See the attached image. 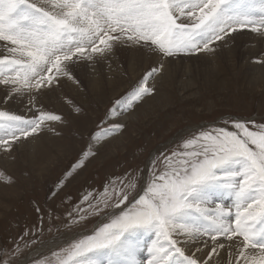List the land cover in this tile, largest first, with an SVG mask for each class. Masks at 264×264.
<instances>
[{
	"label": "snow or ice",
	"instance_id": "obj_1",
	"mask_svg": "<svg viewBox=\"0 0 264 264\" xmlns=\"http://www.w3.org/2000/svg\"><path fill=\"white\" fill-rule=\"evenodd\" d=\"M246 30L264 42V0H0L3 103L28 97L22 114L0 108V150L55 132L51 122L62 117L38 98L65 78L78 84L72 70L80 62L122 45L170 58L214 54ZM254 62L264 66V53ZM162 69L161 62L147 71L108 116L153 95L149 81ZM124 127L111 124L94 139ZM92 155L83 151L66 177ZM81 204L68 213L72 224L88 215L101 223L33 264H264V123L225 121L189 135L154 157L146 177H114ZM145 235L152 238L137 239ZM21 252L19 244L5 250L0 264H21Z\"/></svg>",
	"mask_w": 264,
	"mask_h": 264
},
{
	"label": "rangeland",
	"instance_id": "obj_2",
	"mask_svg": "<svg viewBox=\"0 0 264 264\" xmlns=\"http://www.w3.org/2000/svg\"><path fill=\"white\" fill-rule=\"evenodd\" d=\"M235 40L214 54L175 58L155 56L146 49L156 58L145 63L143 58L132 63L128 51L116 46L112 56L78 63L72 70L78 84L65 78L39 97L44 110L60 115L62 120L51 122L55 132L45 130L36 137L47 139L44 145L50 140V148L45 145L34 153L27 141L10 154L0 150V172L11 178L0 180V253L19 244L21 264L49 258L52 251L90 233L104 219L88 215L78 224L70 222L68 213L75 216L78 207H86L81 204L83 195H95L114 177L127 172L146 177L154 157L170 153L199 131L223 126L225 121L264 123V66L254 62L264 53V42L247 30ZM124 46L134 53L141 51ZM164 61L168 73L162 69L156 75L161 79L149 81L156 92L132 110L110 118L108 113L115 102ZM4 92L0 86V108L22 114L28 97L4 104ZM132 113L133 118L121 121ZM114 123L125 127L94 139ZM90 147L94 155L66 177V171ZM46 150L50 152L49 169L40 172L39 159ZM151 238L137 237L142 243Z\"/></svg>",
	"mask_w": 264,
	"mask_h": 264
},
{
	"label": "bare ground",
	"instance_id": "obj_3",
	"mask_svg": "<svg viewBox=\"0 0 264 264\" xmlns=\"http://www.w3.org/2000/svg\"><path fill=\"white\" fill-rule=\"evenodd\" d=\"M238 38V37H237ZM236 41V40H235ZM235 41H233V42H235ZM246 41V40H245ZM236 43V42H235ZM238 43V42H237ZM250 43V42H249ZM236 45V44H235ZM254 46V45H253ZM118 47H120V49L122 50V52L124 51L125 52V50H127L128 51V56L130 57V61L133 63V61L134 60H140L141 61V59L144 61V63H145V61L146 62H149V61H151V60H154L156 57H154L153 55H151V57L153 58L154 57V59H149V58H151L150 56H149V54H150V52L148 53V52H145V50L146 49H143V48H140V47H137V46H134V47H136V48H138V49H141V51L139 52V53H134V52H132L131 50H130V48H127V47H125L124 45H122V46H117L116 48H118ZM119 49V50H120ZM138 49H136V50H138ZM251 49H253V48H251ZM150 51V50H149ZM251 51V50H250ZM253 51V50H252ZM254 51H255V49H254ZM132 52V53H131ZM112 54H113V50L108 54V57L111 55L112 56ZM125 54V53H124ZM155 56H157L155 53H153ZM114 55V54H113ZM158 58V57H157ZM114 59V58H113ZM159 59V58H158ZM166 59V58H165ZM159 60H161V59H159ZM158 60V61H159ZM109 61V60H108ZM165 62V61H164ZM163 62V63H164ZM164 65V64H163ZM130 66H131V64H130ZM167 62H165V66L163 67V72L165 71L166 73H168V69H167ZM259 71V70H258ZM261 71V70H260ZM263 71V70H262ZM264 72V71H263ZM162 77H156L155 79H154V81H152L153 83H156V81H158V79H161ZM261 80H263V79H261ZM151 82V83H152ZM98 84V83H97ZM159 92V91H158ZM45 93H47V92H45ZM21 98L22 97H18V98H16V102H19V101H21ZM22 99H24V98H22ZM149 99V98H148ZM147 99V100H148ZM24 105V104H23ZM134 117V114L132 113V114H130V115H127V116H125L124 118H121V121H127V119L128 120H130L131 118H133ZM47 139H45V140H38V139H30V140H28V143H29V146L31 147V148H33L34 147V153L39 149V148H41V147H43V146H45V145H47V147L48 148H50L51 146H49L50 145V140L47 142V143H45V145H44V141H46ZM72 148V147H71ZM48 153H50L48 150H46V154L45 153H43L42 155H41V158L39 159L40 160V163H38V167H39V169H40V172L42 171H46L47 169H49V164H47L49 161H50V159H48V156H49V154ZM69 153H70V151H69ZM35 164V162L33 163V164H31V165H34ZM20 180H22V178H20ZM27 182V181H26ZM9 197H11V196H9ZM222 255H224V257H225V260H227V256H226V254L225 253H222ZM214 259H215V257H213Z\"/></svg>",
	"mask_w": 264,
	"mask_h": 264
}]
</instances>
